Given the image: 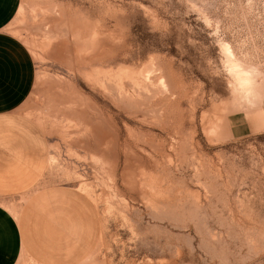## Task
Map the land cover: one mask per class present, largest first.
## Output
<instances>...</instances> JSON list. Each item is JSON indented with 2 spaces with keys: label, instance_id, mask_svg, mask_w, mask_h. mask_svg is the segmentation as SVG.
I'll return each instance as SVG.
<instances>
[{
  "label": "rangeland",
  "instance_id": "obj_1",
  "mask_svg": "<svg viewBox=\"0 0 264 264\" xmlns=\"http://www.w3.org/2000/svg\"><path fill=\"white\" fill-rule=\"evenodd\" d=\"M9 29L92 264H264V0H22Z\"/></svg>",
  "mask_w": 264,
  "mask_h": 264
},
{
  "label": "crops",
  "instance_id": "obj_2",
  "mask_svg": "<svg viewBox=\"0 0 264 264\" xmlns=\"http://www.w3.org/2000/svg\"><path fill=\"white\" fill-rule=\"evenodd\" d=\"M22 0H0V264H92L103 221L79 187L48 182L50 140L24 110L30 49L9 29Z\"/></svg>",
  "mask_w": 264,
  "mask_h": 264
},
{
  "label": "clouds",
  "instance_id": "obj_3",
  "mask_svg": "<svg viewBox=\"0 0 264 264\" xmlns=\"http://www.w3.org/2000/svg\"><path fill=\"white\" fill-rule=\"evenodd\" d=\"M251 80L247 78H241L239 83V91L242 94L243 99H247L250 94Z\"/></svg>",
  "mask_w": 264,
  "mask_h": 264
}]
</instances>
